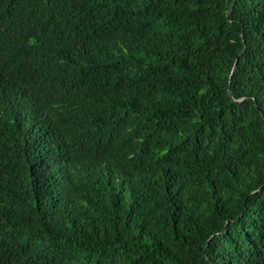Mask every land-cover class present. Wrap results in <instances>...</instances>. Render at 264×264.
Wrapping results in <instances>:
<instances>
[{
	"label": "trees",
	"instance_id": "1",
	"mask_svg": "<svg viewBox=\"0 0 264 264\" xmlns=\"http://www.w3.org/2000/svg\"><path fill=\"white\" fill-rule=\"evenodd\" d=\"M0 264H264V0H0Z\"/></svg>",
	"mask_w": 264,
	"mask_h": 264
},
{
	"label": "rangeland",
	"instance_id": "2",
	"mask_svg": "<svg viewBox=\"0 0 264 264\" xmlns=\"http://www.w3.org/2000/svg\"><path fill=\"white\" fill-rule=\"evenodd\" d=\"M53 150L55 151V157L58 158L59 161H60V159L62 158V156L58 153V148H57L56 146H54V147H53ZM59 161H58V162H59ZM61 168H64V165H61ZM61 172H62V171H61Z\"/></svg>",
	"mask_w": 264,
	"mask_h": 264
},
{
	"label": "water",
	"instance_id": "3",
	"mask_svg": "<svg viewBox=\"0 0 264 264\" xmlns=\"http://www.w3.org/2000/svg\"><path fill=\"white\" fill-rule=\"evenodd\" d=\"M230 10H231V7L229 8V11H228L227 15L229 14ZM236 63H237V62L235 61L231 73H233V71H234V69H235V66H236ZM228 95L231 96V93H230L229 91H228Z\"/></svg>",
	"mask_w": 264,
	"mask_h": 264
}]
</instances>
